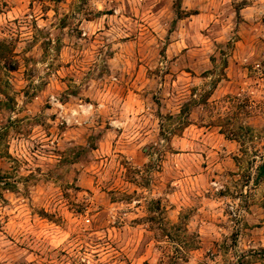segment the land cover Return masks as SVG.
<instances>
[{"label": "rangeland", "instance_id": "374dc122", "mask_svg": "<svg viewBox=\"0 0 264 264\" xmlns=\"http://www.w3.org/2000/svg\"><path fill=\"white\" fill-rule=\"evenodd\" d=\"M262 165L264 0H0V264H264Z\"/></svg>", "mask_w": 264, "mask_h": 264}, {"label": "trees", "instance_id": "16d2710c", "mask_svg": "<svg viewBox=\"0 0 264 264\" xmlns=\"http://www.w3.org/2000/svg\"><path fill=\"white\" fill-rule=\"evenodd\" d=\"M8 70H9V71H14V70H15V67H13V68H9ZM258 169H259V175H261V176L264 177V165L258 167Z\"/></svg>", "mask_w": 264, "mask_h": 264}]
</instances>
